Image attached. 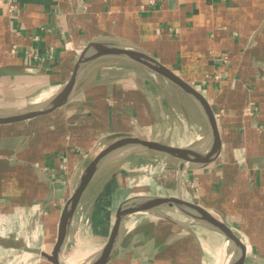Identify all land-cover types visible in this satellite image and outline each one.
Wrapping results in <instances>:
<instances>
[{
    "label": "crops",
    "instance_id": "1",
    "mask_svg": "<svg viewBox=\"0 0 264 264\" xmlns=\"http://www.w3.org/2000/svg\"><path fill=\"white\" fill-rule=\"evenodd\" d=\"M93 41L136 47L189 81L218 113L223 146L203 168L155 152L110 160L83 194L61 264L90 263L86 249L99 253L113 210L135 195L203 206L242 236L244 264H264V0H0V112L49 101ZM211 132L202 108L172 82L126 59L91 61L65 106L0 125V264L19 254L23 264H48L27 248L49 251L67 200L113 134L191 148ZM134 154L160 174L132 182L144 174H128ZM117 158L123 173L104 178ZM167 215L127 216L108 264H227L234 247L224 234Z\"/></svg>",
    "mask_w": 264,
    "mask_h": 264
},
{
    "label": "water",
    "instance_id": "2",
    "mask_svg": "<svg viewBox=\"0 0 264 264\" xmlns=\"http://www.w3.org/2000/svg\"><path fill=\"white\" fill-rule=\"evenodd\" d=\"M122 58L138 63L151 72L165 78L184 90L206 114L213 138L209 143L196 147L184 148L166 144L157 140L141 138L129 133H116L111 141L98 151L84 169L72 195L67 200L61 216L53 232L48 252L27 248V251L42 255L48 264H61V252L65 244L73 216L80 204L83 194L99 170L110 160L132 152H155L175 158L181 162V168L186 164H194L203 168L214 162L221 153L223 134L218 113L209 100L189 81L164 65L157 58L136 47L93 41L88 43L78 56L72 72L62 88L46 103L36 108L14 112H0V125L29 122L62 108L71 101L76 90L77 81L82 69L91 61L98 58ZM172 212L189 218L193 223L207 226L224 234L238 248L229 258L227 264H244L247 246L242 236L229 224L209 212L203 206L177 196L135 195L120 202L112 214L111 231L105 246L97 257L88 264H108L113 258L120 240V232L124 219L133 214Z\"/></svg>",
    "mask_w": 264,
    "mask_h": 264
},
{
    "label": "rangeland",
    "instance_id": "3",
    "mask_svg": "<svg viewBox=\"0 0 264 264\" xmlns=\"http://www.w3.org/2000/svg\"><path fill=\"white\" fill-rule=\"evenodd\" d=\"M40 105H42V104H40ZM40 105H38V106H40ZM144 156V157H143ZM132 167L130 168V167H126V169H128V174H130V170H132L133 172L135 171V172H143L144 174L142 175V174H140V175H134L130 180L133 182H137V183H141L143 180L145 181L146 179H148V177L149 176H151L153 179L155 178V176L158 174H160L159 173V171H157V169L159 168H157V167H154V168H150L149 166H148V164L146 163V161H142L143 159L145 160V159H147V158H149L148 156H146V155H143V154H140V155H132ZM121 158H117L116 160H114V161H112L110 164H108L107 165V167H105V169H103L104 170V174L105 175H103L104 176V178H107V177H111L112 175H113V170H114V168L116 169V170H120L121 172L123 171V168L122 167H120L119 165H117L118 164V162H119V160H120ZM141 160V161H140ZM117 165V166H116ZM162 168V167H161ZM165 169H166V167H164ZM116 172V171H115ZM123 173V172H122ZM161 173H166V172H161ZM100 186H102L101 184L99 185V187ZM129 190V189H128ZM112 191L114 192V191H116V190H114V189H112ZM130 193H131V191H130ZM104 204H106V207H107V203H105L104 201L102 202V205L104 206ZM109 208L110 207H112V204H109V206H108ZM107 207V208H108ZM108 208V209H109ZM164 214H168L167 216H169L170 218H172L173 220H176L177 222H182V223H185L186 224V222L188 221V222H192L189 218H186V217H181V215L180 214H176V213H172V212H166V213H164ZM111 218H112V214H111ZM157 222H160V221H157ZM193 223V222H192ZM197 233H198V230H197ZM213 240H217V239H213ZM219 240V239H218ZM217 246H220L221 244L219 243V242H217V243H215ZM216 247V246H215ZM86 250H89V252L88 251H86L87 253H85L84 255H83V257L84 258H90V262L92 261L91 260V257H94V258H92L93 260L97 257V255L100 253V251L102 250V249H100L99 250V253H97V254H93V253H95L94 251H95V249H93V248H90V249H86ZM226 254V256H229V251L228 252H225ZM224 255V254H223ZM222 255V256H223ZM225 255H224V257H225ZM82 257V256H81Z\"/></svg>",
    "mask_w": 264,
    "mask_h": 264
},
{
    "label": "built area",
    "instance_id": "4",
    "mask_svg": "<svg viewBox=\"0 0 264 264\" xmlns=\"http://www.w3.org/2000/svg\"><path fill=\"white\" fill-rule=\"evenodd\" d=\"M22 255L21 254H19V255H16V258L18 257V261L16 262V264H23V263H25V262H22L24 259H23V257H21ZM22 259V260H21Z\"/></svg>",
    "mask_w": 264,
    "mask_h": 264
},
{
    "label": "bare ground",
    "instance_id": "5",
    "mask_svg": "<svg viewBox=\"0 0 264 264\" xmlns=\"http://www.w3.org/2000/svg\"><path fill=\"white\" fill-rule=\"evenodd\" d=\"M213 138V131L211 132V136H210V139H212ZM208 145V144H207ZM232 245H233V247H234V249H235V252H236V249L238 248L232 241H229ZM227 243V242H226ZM219 251V250H218ZM234 252V253H235ZM233 253V254H234ZM231 257H232V255H231Z\"/></svg>",
    "mask_w": 264,
    "mask_h": 264
}]
</instances>
